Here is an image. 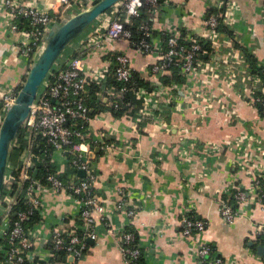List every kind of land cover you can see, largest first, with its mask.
I'll return each instance as SVG.
<instances>
[{
  "label": "crops",
  "instance_id": "obj_1",
  "mask_svg": "<svg viewBox=\"0 0 264 264\" xmlns=\"http://www.w3.org/2000/svg\"><path fill=\"white\" fill-rule=\"evenodd\" d=\"M28 1L41 5L52 2L54 10L60 4L58 0ZM217 1L165 0L150 17L156 31L154 45H161L159 31L178 35L180 26H184L188 33L203 32L208 36L204 20L217 6ZM92 2L73 0L66 7L64 16ZM235 2L239 17L234 27L235 35L264 65V0ZM104 15L101 14L73 38L58 61L78 51L87 64L100 66L106 53L117 50L127 54L131 66L142 76L156 78L157 75L149 70L150 65L158 59L156 51H139L126 38L104 41L103 46L81 43L96 27L102 29ZM208 39L212 41L211 48L220 44L215 38ZM18 40L19 35L11 31L0 4V84L9 90H17L30 68L19 54ZM231 45L235 48L234 43ZM221 52L225 51L221 49ZM206 56L208 65L211 68L213 63L215 68L219 66V72L196 70L191 78L184 76L183 82L172 81L177 84L180 96L187 94L188 90L212 95L200 104L188 102L185 107H171L163 111L156 109L157 122L141 116L115 117L107 110L110 103L105 99L103 106L97 105V112L90 116L88 122L92 136L115 141L111 148H101L93 141V154L89 156L97 174L92 183L93 193L103 205L101 214L104 219L97 212L92 214L95 236L85 237L83 256L71 264H128L119 249L120 229L127 226L133 228L147 264H213L195 255L194 250L204 242L219 252L223 259L220 264H264V238L255 231L258 225L264 224V210L257 203H239L232 196L235 186L247 188L251 183L248 170L239 168L235 163L238 152L246 148L240 150L237 146L222 144L224 138L236 137L241 132H247L248 137L257 135L261 143L263 140V148L260 152L256 149L255 156L263 160L264 115L254 102L249 101L248 96L250 81L253 79L250 85L257 81L259 85L261 78L249 69L245 70V75L242 69L237 71L236 79L230 80L229 73L228 76L222 74L223 68L220 63L217 65L222 60L215 63L209 60L210 54ZM242 57L244 61L243 54ZM249 77L251 80H248ZM234 86L241 91L238 92ZM234 118L239 121L235 123ZM204 141L219 144L218 152L203 154ZM184 150L187 151L186 156ZM12 153L13 149L10 158ZM52 159L57 169H67V152L54 150ZM9 164H12L10 159ZM118 188L123 190L127 205H134L132 216L127 214L124 207H115L122 198ZM41 198L43 221L38 225L37 251L45 248V241L55 224L78 227L80 223L75 215L80 207L77 198L64 192L47 190L41 192ZM222 199L239 211L232 221H226L220 213ZM184 206L205 221L203 230L189 236L182 233Z\"/></svg>",
  "mask_w": 264,
  "mask_h": 264
},
{
  "label": "built area",
  "instance_id": "obj_2",
  "mask_svg": "<svg viewBox=\"0 0 264 264\" xmlns=\"http://www.w3.org/2000/svg\"><path fill=\"white\" fill-rule=\"evenodd\" d=\"M58 1L60 4L54 10L52 2L41 5L28 0H1L0 4L5 10L11 31L19 35L17 47L19 54L30 66L45 45L52 24L65 18L64 11L73 0ZM163 3L164 1L159 3L158 0H119L113 4V9L102 13L105 14L102 29L96 27L81 40V43L103 46L104 41H112L117 38L127 39L131 36L132 31L125 26V22H128L132 16L139 15L143 7H148L150 13L154 14ZM237 9L235 0H218L214 11L209 12L204 20L209 35L207 36L203 32L202 34L190 33L188 46L179 44L177 36L173 33L167 37L166 49H163L161 45L156 46L153 43L152 24L146 21L139 24L138 29L141 31V37L136 41V48L142 52L156 51L158 61H155L150 68V72L157 75L156 78H150L152 87L149 89L138 87L133 91L135 97L139 99L138 112L149 115L157 122L159 117L155 115L156 109L163 111L171 107H185L188 102L200 104L201 101L212 97L209 93L201 94L192 90H188L187 94L180 96L177 93V84L173 82L162 84L158 79V76L165 72L170 64L178 66L186 78H191L196 70L212 69L207 61L199 57L202 51L201 39L209 37L223 42L225 52L222 53L220 59L227 63L230 61L234 67H239L244 72L249 69L243 61L240 48L236 45L234 48L231 45L235 42L242 46L245 44L236 35L231 36L226 31H216L215 29L221 23L235 32L234 27L239 22ZM117 10L121 11L123 19L117 17ZM262 10L264 16V8ZM133 70L127 54L117 50H110L106 53L100 66H91L84 61L81 55L72 54L53 64L21 127L24 139L30 145L27 147V154L20 169V180L30 177L28 167L35 166L34 157L37 156L40 160V157L32 150L35 133L40 134L46 144L53 148L52 152L54 150L67 152V169L62 171L56 169L54 172L48 173L45 184L32 179L27 187L26 198L29 207L17 211V218L12 222L9 213L18 202V189L11 192L9 188L4 196L2 194L0 202V209L2 208L0 214V219H2L0 223V239L2 240L0 241V264H23L27 259L35 261L34 264H43L40 261L44 260H46V264H50L51 249L65 251L71 261H66L64 264H71L73 260H78L83 256L85 251L83 238L95 236L92 227L94 222L92 214L94 212L101 214L104 210L97 196L91 192L92 183L96 180L97 174L90 161L89 156L93 151L88 142L93 140L101 148H111L115 145L92 136L88 124L90 119L88 105L85 102L88 93L87 85L91 82L99 84L101 90L95 91L96 97L108 100L111 104L112 98L119 99L121 92L126 87L122 86L118 90H114L106 86V78L112 75L116 80L125 82L132 77ZM133 76L136 77V75ZM257 84L258 81L253 83L250 88L248 87L249 101H259L264 112V97L256 93V91L262 90L261 82L259 85ZM18 90H9L8 87H3L0 84V126L7 110L15 101ZM116 105L117 103L114 106ZM136 105L134 104V106ZM222 107L224 106L222 105ZM238 121L239 119L234 118L235 123ZM160 123L162 124L163 121ZM260 141L261 139L257 135L248 137L247 132H241L236 137L224 138L222 144L230 147L234 145L240 150L246 148L244 151L238 152L235 163L239 168L248 170L251 183L247 188L235 186L232 192L233 198L243 204L257 203L264 210V158L261 160L255 156L256 149L260 152L263 148V140L262 143ZM15 145H20L17 138L13 141V148ZM218 150L219 144L216 142L204 141L202 144V153L205 155L213 154ZM186 152L184 150V156H186ZM181 159H186V157ZM15 167L14 164L8 165L4 188L14 181L15 177L11 169ZM78 169L84 171L82 176L76 174ZM20 183L22 182L20 181ZM45 190L55 193L64 192L77 198L80 201V207L75 215L81 221L78 227H63L58 224L52 226L49 237L45 241V246L49 245L47 244L49 242L51 246L37 251L35 247L39 240L38 225L43 221V218L33 227H27L24 222L35 208L42 207L41 192ZM118 191L122 198L115 207H124L127 214L132 216L135 211L134 205H127L123 190L118 188ZM220 213L226 221H232L239 211L222 199ZM100 218L104 219V216L101 214ZM204 228L205 221L195 217L192 210L188 206H184L181 217L182 233L189 236ZM77 229L82 230L81 234L77 233ZM255 231L257 235L264 238V224L258 225ZM134 236L133 230H128L126 227L120 229L119 249L128 264H140L138 258L141 254V246L138 243L132 244ZM194 251L201 260L213 264H220L223 261L219 252L209 243L200 244Z\"/></svg>",
  "mask_w": 264,
  "mask_h": 264
},
{
  "label": "trees",
  "instance_id": "obj_3",
  "mask_svg": "<svg viewBox=\"0 0 264 264\" xmlns=\"http://www.w3.org/2000/svg\"><path fill=\"white\" fill-rule=\"evenodd\" d=\"M97 1V0H93ZM165 0H158L159 3H162ZM113 9V5L110 6L109 8L106 9V11H109ZM214 11V9L211 10V12ZM117 17L119 19H123L122 15H121V11L117 10L116 13ZM152 13H150L149 8L148 7H143L141 13L139 15H135L132 16L130 18V20L128 22H125V26L130 28L132 31V34L129 38H127L129 40V42L136 47V41L141 37V31L138 29L139 24H141L142 22H148L149 24H151V19L150 17H152ZM216 31H226V33L228 35H235V32L232 29L227 28L226 26H224V24H219L217 26V28H215ZM156 31H152V35H154ZM160 32V37H161V46L163 49L167 48V37L172 33L169 31H159ZM177 36V41L179 44H183L188 46L190 43V39L189 37L191 36L190 33H188L187 29L184 26H180L179 27V34H175ZM200 44L202 47V51L199 54V57L203 60L206 61L207 56L209 55V50H210V46H211V40L208 39H201L200 40ZM237 47L240 48L243 56H244V63H246L248 65V68L250 71H252L253 73H256L260 76L261 78V86L260 88H262V90H258L256 91V93L261 94L262 97H264V65H262L257 58L255 57V55L250 51V49L246 46H242L239 45L237 42L234 43ZM73 55H80V53L78 51H76L75 53H73ZM59 58V57H58ZM58 58L56 59V61L58 60ZM155 61H158V59H156ZM154 61V62H155ZM153 62V63H154ZM152 63V64H153ZM151 64V65H152ZM150 65V68H151ZM149 68V70H150ZM132 77L125 82L116 80L112 75H109L106 80H105V84L108 87L113 88L114 90H118L120 87L125 86L126 89L121 92V96L118 99H114L112 98V103L109 104V107L107 108V110H109V112L115 116V117H120L122 115H129L131 117H138L141 116L144 119H149V120H153V118H151L149 115H143L140 112H138V108H139V99H137L134 95V90L138 87H145V88H151V82H150V78L148 77H144L142 76L138 71L133 70L132 71ZM133 75H136V77H134ZM26 75L24 76L25 79ZM159 81L162 84H168L172 81L176 82V83H180L183 82L184 80V75L180 72V68L176 65H172L170 64L167 68V70L165 72H163L162 74H160L158 76ZM22 84H20L17 88V90L21 87ZM97 90H101V86L99 84H95L94 82H91L87 85V97H86V104L88 105V114L89 116L93 115L95 112H97L98 108L97 105H102L103 106V98H97L95 95V91ZM113 103H117L116 106H114L115 104ZM128 103V104H127ZM134 104H137L136 106H134ZM254 104L258 107L259 111L261 112L262 115H264V112L262 111V105L259 101H255ZM142 122L140 121V124ZM17 141L19 140L20 145L18 146H14L13 148V153L12 156L10 158L11 163L14 164L16 167L11 169V172L13 174V176L15 177L14 181L9 184L7 187H5L3 189V196L6 194V192L8 191L7 189L10 188L11 192H15L16 189H18V202L16 205H14V207L12 208V210L10 211L9 215L11 218V222L14 221L17 218V214L16 212L21 210V209H26L29 207L28 204V200H27V194H28V190L27 187L28 185L31 183L32 179L38 180L40 181V183H47V175L50 172H54L57 168H56V164L54 162V160L52 159V150L53 148L46 144L45 140L41 137L40 134L35 133L34 137H33V142H32V150L33 152H35L39 157H40V161L41 164L39 166H34V167H28V173L30 174L29 178H26L24 180H20V169L22 167V163L23 160L26 157L27 154V147H29V143L24 139V134H23V130L21 129L19 131V133L16 136ZM106 142H110V143H115V141L108 139V138H104L103 139ZM89 146L91 148L94 147L95 143L92 141H89ZM73 169V168H72ZM70 169V170H72ZM77 172V171H76ZM62 175V174H60ZM82 176V175H80ZM20 181L22 183H20ZM94 188L91 187V192L93 193ZM42 207H37L33 210L32 213L29 214L28 218L25 220L24 224L28 227H33L36 224H38L41 219H42ZM195 217H197L194 214ZM76 218L81 221V219L76 216ZM2 222V219H0V223ZM126 229L128 230H133V228L131 226H127ZM78 230V234H81L82 230L77 229ZM262 238V236H261ZM84 243H85V237L83 238ZM0 241H2L0 239ZM137 242V238L136 236H134V239L132 240V244H136ZM49 245H46V247H50L51 243H47ZM141 248V247H140ZM85 249V248H84ZM52 255L50 256L49 262L50 264H59L58 262H66L67 260H69V258L66 256V253L64 250H52ZM138 261L140 262V264H147L143 255V250L141 248V254L138 258ZM35 261H28V259L23 263V264H34ZM43 264H46V260L44 261H40Z\"/></svg>",
  "mask_w": 264,
  "mask_h": 264
},
{
  "label": "water",
  "instance_id": "obj_4",
  "mask_svg": "<svg viewBox=\"0 0 264 264\" xmlns=\"http://www.w3.org/2000/svg\"><path fill=\"white\" fill-rule=\"evenodd\" d=\"M117 1L119 0L94 1L89 6L65 16L60 22L52 24L45 45L30 66L15 101L7 110L0 126V202L13 141L29 115L43 81L68 43ZM34 162L36 166L41 164L37 156L34 157ZM77 173L83 175L84 171L78 169Z\"/></svg>",
  "mask_w": 264,
  "mask_h": 264
},
{
  "label": "rangeland",
  "instance_id": "obj_5",
  "mask_svg": "<svg viewBox=\"0 0 264 264\" xmlns=\"http://www.w3.org/2000/svg\"><path fill=\"white\" fill-rule=\"evenodd\" d=\"M119 2V1H118ZM101 16V15H100ZM101 18V17H100ZM97 20V19H96ZM213 40H215V39H213ZM212 42V41H211ZM217 42V41H216ZM221 49H223V52L225 51V48H224V45H223V42H220V44L216 47V48H211L210 47V50H209V54H210V57H211V59L209 58V60H212V61H214L215 63L217 62V61H219L220 60V58H221V55H222V52H221ZM220 63V65H221V67L223 68V70H222V74H224V75H226V76H228V73H229V78H230V80L232 79V78H235L236 77V73H238L237 71H239L240 70V68L239 67H234V64H231L230 63V61H228V63L225 61V60H222L221 62L219 61L218 63H217V65ZM227 64V65H226ZM216 66H215V64L213 63V67H212V69H209V70H207V72H219V70H217V68H219V66H217V68H215ZM233 74V75H232ZM247 73H246V71H245V75H246ZM248 80H251L250 79V77H249V79ZM247 80V81H248ZM253 80V79H252ZM251 80V81H252ZM250 81V83H249V86H251L250 84L252 83ZM235 87V86H234ZM236 88V87H235ZM236 90L238 91V92H240L241 91V89H237L236 88Z\"/></svg>",
  "mask_w": 264,
  "mask_h": 264
}]
</instances>
